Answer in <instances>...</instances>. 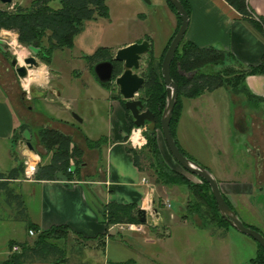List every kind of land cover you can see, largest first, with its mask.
Segmentation results:
<instances>
[{"label":"crops","instance_id":"crops-1","mask_svg":"<svg viewBox=\"0 0 264 264\" xmlns=\"http://www.w3.org/2000/svg\"><path fill=\"white\" fill-rule=\"evenodd\" d=\"M246 1L249 8L264 19V0ZM131 2L135 5L132 16L145 19L146 14L142 12V4L145 2L143 0H131ZM186 2L189 7V21L185 32L187 40L197 46H213L227 51L237 62L243 65L258 66L261 63L264 55V38L259 31L243 20L239 13L225 0H186ZM107 3L108 0H106ZM15 4L25 6L23 0H12L8 8H12ZM149 4L153 8H160L167 19L168 29L165 42L157 47L156 53H158L173 34L178 20L166 0H149ZM109 17L110 10L107 18ZM6 34L12 39H17L15 31L0 30V169L7 171L17 165L18 161H22L24 155H31L30 150L20 141L29 140L33 136L27 131L29 124L26 121L28 117L26 110L30 109L27 103L33 98L58 104L57 107L62 113L57 116L54 115V119L49 123L47 122L49 124L47 126L69 135L73 143L83 151L84 165L80 170L81 177L73 178L76 182H65L63 178L42 181L27 180L22 176L11 182L14 191L22 196L28 216L33 223L42 230L53 225L65 224L75 232L90 238L101 234L115 235L113 230L116 233L123 230L115 224L107 226L101 221L99 211L109 201L134 203L146 214V222L142 223L140 235L134 238L151 241L153 245L159 247L158 254H162V256H164L165 251H167V255L169 252L177 255V249L181 252L191 249L189 250V253L193 255L191 258L184 262L178 259V263L168 262L167 264H246L255 256L257 243L250 237L232 227L220 232L215 229L199 227L189 217L176 216L171 211V202L169 203L170 206L165 204L168 197L162 198L157 193L155 188L157 184L147 178L148 182H142L146 173L135 166L132 154L126 149V139L132 126L125 108L120 99L112 96L115 93L114 90L102 86L92 72L89 75L86 74L88 70H91L87 62L86 67L88 68L84 65L83 69L78 70V72L74 68L70 70L72 75L78 77L69 79L67 77L66 81H62L59 66H50L51 57L50 64L42 63L50 70V77L47 79H45L46 76L43 77L44 82L37 84H33L35 82L32 80L29 84L30 96L28 98L23 88H19L17 84L21 80L20 77L15 72L14 67L7 63V58L3 55L1 43L6 42ZM146 39L149 41L150 48L156 50L153 47L152 38L148 36ZM134 40L128 44L139 42L141 39L136 37ZM75 56L83 57L80 53ZM82 73L86 75V80L79 81V76ZM52 80L56 82L53 86L50 84ZM245 83L255 97L248 99L243 95L233 94L224 88V99L229 102L226 106L227 109L225 106L223 109L227 110L228 120L231 121L232 126L244 134L243 139L246 141L244 152L249 157L248 174L236 175L240 170L234 164H224L226 163L225 159L230 160L228 158L230 150L228 147L223 148L220 138L217 137V123L210 124V130L207 129L206 132L201 127L203 121L208 124V119L212 118L208 117L210 114L213 117L216 116L218 121V112L216 106L203 108L196 101L200 96L210 95L223 87L205 92L196 98H183V108L178 121L176 136L180 146L190 156L191 149L195 150L193 146L198 147L204 144L202 140L206 137L211 145V155L204 163L197 158H192L211 171L218 182L220 192L230 201L242 222L258 228L264 236L263 71L247 75ZM79 85L85 87L87 98L93 104V110H90L89 115L92 118L95 115L98 120L106 123L105 132L98 137H104L100 148H90L87 145V139L93 140L88 134V128L82 126L88 119L81 114L79 115L81 119L77 120L68 112L77 101ZM47 87L49 88L48 93L53 96L51 98L44 94ZM94 89L97 94L94 93ZM97 99L105 103L104 111L100 110L101 107H98V103L95 102ZM237 101L239 105L236 104ZM19 118L25 127L21 129L20 136L22 137L16 144H13V136L17 134L16 129L21 124ZM33 139L35 140V138ZM14 151L20 158L19 160L14 159L12 155ZM45 156L46 162H48L50 154ZM90 185L94 187L91 191L93 199H90L88 193ZM102 191L105 193L104 202L100 197L103 194ZM176 204L183 213L181 201L180 203L176 202ZM237 209L242 211L247 218L246 221L242 219ZM12 212V205L6 203L5 195L0 193V264L8 254L9 240L20 242L31 236L28 234L23 221L12 219ZM173 233L179 241L178 248L163 247L162 241L166 239L165 237L172 238ZM111 239L117 241L118 245L127 246V244H120L118 239ZM111 239H106L104 252L107 251ZM121 251V247L118 246L113 257H107L101 263L115 264L132 260L133 264H138L133 256L126 253L122 254ZM148 256L153 261V253L149 252ZM168 257L166 256L167 259ZM154 264L162 263L156 262Z\"/></svg>","mask_w":264,"mask_h":264},{"label":"trees","instance_id":"trees-1","mask_svg":"<svg viewBox=\"0 0 264 264\" xmlns=\"http://www.w3.org/2000/svg\"><path fill=\"white\" fill-rule=\"evenodd\" d=\"M166 1L177 16V26L166 42L159 58L154 56L153 50L150 48L146 60L144 83L138 96L143 102L144 108H148L155 115L156 129H160V116L166 97L165 85L161 75V61L180 25V17L175 8L169 0ZM180 1L189 14L186 0ZM225 1L264 38V19L258 16L260 22H257L251 17L250 11L252 10L246 0ZM50 2L51 0H31L27 6L15 4L12 8H8L10 4H6V6L0 7V30L15 31L17 40L21 45L34 46L35 42L39 44L43 37L46 38V44L39 46L37 55L41 58V62L47 65L50 64L54 51L72 47V38L81 30L83 20L108 17L109 15L106 0H60L61 6L58 8L51 7ZM84 58L89 67L93 68L94 64L99 61L113 60V54L108 47H99ZM113 65L114 74H119L121 63L113 60ZM263 70L264 55L258 66L243 65L237 62L229 52L213 46H197L187 40L184 35L170 64V76L177 86V100L169 127L179 150L194 160L183 150L176 136L184 97L196 98L205 92L223 87L233 94L243 95L248 99L253 98L255 96L247 87L245 77ZM99 83L109 88L108 83ZM112 96L120 99L124 107L125 101L118 91ZM125 111L131 126H134L132 115L126 108ZM23 127L25 125H22ZM35 135L45 149V153L39 154L41 160L36 166L34 180H59L62 178L70 180L81 177L80 170L84 165L83 151L73 143L69 135L47 125L39 127L35 131ZM145 137L146 144L142 148L134 149L127 144L126 149L132 154L133 162L140 171L147 174V169L150 170L148 175L152 176L153 183L163 186L183 185L189 190L192 196L187 201L186 211L182 217L186 218L196 214L200 220L197 225L202 228H209L211 224L220 229L224 228L223 232L230 228L229 222L220 215L217 209L207 181L199 177L201 184L193 183L182 173L170 168L160 153L155 130L154 133L146 130ZM20 138L19 134H15L13 144H16ZM103 140L104 137L96 140L87 139V145L90 148H100ZM31 144L33 145L32 142ZM46 154H50V158L48 162H43L42 159ZM12 155L15 160H19L15 151L12 152ZM69 167L71 170H68ZM22 175L23 163L21 160L7 171L0 169V193L5 195L6 203L13 207L12 219L23 221L26 230L32 229L34 235L20 242L9 240L8 254L2 264H71L70 257L80 259L86 249L93 247L104 250L106 239L115 238V235L112 234L107 236L101 234L94 238L84 237L65 224L53 225L45 230L40 229L37 224L30 220L22 196L16 193L11 186V182ZM222 196L229 207L234 210L226 196L223 194ZM138 211L140 209L134 203L109 201L103 205L102 210L99 211V216L107 226L118 223H139ZM244 224L259 231L252 225ZM13 245H17L19 250L12 251ZM78 264H83V262L79 260ZM94 264L101 263L96 262ZM118 264H133V261L126 260ZM246 264H264V248L260 244L257 243L255 256Z\"/></svg>","mask_w":264,"mask_h":264},{"label":"rangeland","instance_id":"rangeland-1","mask_svg":"<svg viewBox=\"0 0 264 264\" xmlns=\"http://www.w3.org/2000/svg\"><path fill=\"white\" fill-rule=\"evenodd\" d=\"M25 6L29 5L31 0H23ZM143 3V10L142 12H145L146 18L143 19L142 17H133V11L135 8V5L131 2V0H108V7L110 10V17H96L93 19L83 20L81 22V30L79 33L75 34L72 38V48H64L54 51L52 55V62L50 66L54 67L55 65L59 66L61 69V80L66 81L69 78H76L78 76H74L71 74L70 70L72 68L76 69V72L78 70H82L83 66L86 67V60L84 56L92 54L97 48L99 47H108L112 50V54L114 56L115 51L120 48L128 45L130 41H135L136 37H140L141 40L146 39L148 36H150L153 40V47L156 49L153 50V54L156 58H159V56L162 53V50L158 53L157 47L160 46V44L165 42V35L166 31L168 29L167 27V19L164 17L163 12L158 7H151L149 2ZM51 7L58 8L61 6L60 0H51L49 3ZM6 6V4H1L0 7ZM128 17V18H127ZM146 34L147 36H145ZM7 35V34H6ZM145 37V38H144ZM11 40V36H8L5 38L6 41ZM140 40V41H141ZM17 43L21 47H17L16 50H22L24 49L27 53L25 56L34 55L37 60H39L40 66L43 67L45 71V79H47L49 76L48 67H46L41 62V58L39 55H37V52L39 51V46L46 44V38L43 37L41 43L37 44V42L33 45H21L18 40ZM2 48H3V55L7 58V63L10 65V59L12 56H14L16 53V50L14 52L13 46L7 44L6 42H2ZM15 53V54H14ZM77 53H80L83 55V57H76ZM149 53V52H148ZM148 53L145 54L140 63L139 71H144V77H145V68H146V60L148 58ZM18 62L23 64V60H20L18 57ZM38 67V68H39ZM13 68V67H12ZM88 68V67H86ZM36 69V68H32ZM91 70H88V73L92 72V74L95 76L93 72V68H90ZM121 72V71H120ZM120 74V73H119ZM117 74V75H119ZM113 73L112 80L108 82L109 89L114 90L115 92L118 91L117 86L114 83V78L117 76ZM68 77V78H67ZM86 75L84 73L79 76V81L82 79H85ZM96 77V76H95ZM67 78V79H66ZM21 80L18 81L19 88L21 84H24L25 81L23 78H20ZM44 78L35 80L33 82L41 83L44 82ZM88 79V78H87ZM97 79V78H96ZM98 80V79H97ZM77 82V81H76ZM55 80L51 81V85L53 86L55 84ZM34 84V83H33ZM36 86V85H33ZM35 88H38L37 86ZM48 87L47 91L44 93L48 98L53 97L51 94L48 93ZM95 94H97V91L93 90ZM86 89L82 85H79V92L77 93V101L74 105L71 106L70 110H68L69 114H71L72 117L73 114H76L77 116L83 115L88 120L82 125L83 128H88V134L90 135L91 139L98 138L101 134L105 132L106 123L103 121L98 120L95 115L92 116L89 115L90 110H93V104L90 99L87 98V94L85 93ZM224 88H219L215 90L212 94H204L198 98L196 102H198L200 107L203 108H209L216 106L217 107V118L216 116L213 117V115H209L208 117H212L211 119H208V124L203 121L201 124L202 130L206 132V130L209 129V125L214 122H216L217 126V137L220 138L221 145L223 148L228 147L230 150V155H228L229 159L225 165H231L234 164L237 169L240 171L236 175H243L248 174L249 170V157L247 156V153H245V144L246 141L243 139L244 134L237 129H235L232 126V123L230 120H228L227 116V110H224L223 107L227 106V103L229 102L227 99H224ZM93 94V93H92ZM139 96V94H138ZM219 96V97H216ZM55 98V97H54ZM215 99V100H214ZM56 100V99H55ZM238 100V99H237ZM57 101V100H56ZM95 102L98 103V107H101L100 110H105V103L102 101H99L97 99ZM29 107L30 109L26 110V115L28 116L26 121L29 124L28 125V133L33 134V136L29 139L33 145H35V150L39 154H44L45 149L42 147V145L39 143L36 135L34 132L41 126V125H49L48 123L54 119V115L57 116L59 113L61 114L62 111H60L57 107V103L51 104L48 102H45L43 100H40L39 98H33L29 100ZM231 104V103H230ZM237 105H239V102H236ZM227 109V107H226ZM67 112V111H66ZM216 112V111H215ZM216 114V113H215ZM70 116V115H69ZM26 117V116H25ZM80 117V116H79ZM19 122L21 123L18 128L16 129L17 134L20 135L22 125L21 118H19ZM49 119V120H48ZM48 122V123H47ZM85 126V127H84ZM201 129V128H200ZM87 130V129H86ZM156 136H157V142L158 147L160 150V153L162 155V158L164 162L172 169L182 173L185 175L191 182L201 184V179L193 175L186 170H184L171 156L170 152L167 149V146L165 144V141L163 139L162 133L160 129H156ZM25 136V134H22ZM22 137V136H21ZM35 138V140L33 139ZM199 141V140H197ZM204 144H201L200 146L195 147V150L191 149V156L194 158H197L198 160L202 161L204 163L205 160L209 158V155H211V148L209 141L204 137V140H202ZM36 143V144H35ZM160 144V146H159ZM85 157V156H84ZM20 159V158H18ZM46 156L44 155L42 161L46 162ZM203 166V165H202ZM150 170L147 169V174H145L146 178L153 182L152 176H149L148 173ZM157 184L155 187L157 190V193L162 197H168V202L172 204L171 211L176 214V216H179L182 218L183 213H185V207L187 204L188 199L192 196L190 194L189 190L185 188L183 185H172V186H164ZM94 187L90 185L88 189L89 197L90 199H93L92 196V190ZM103 193V191H102ZM101 200L104 202L105 200V193H103L101 196ZM183 204V213H181V210L177 206L176 202ZM185 204V206H184ZM168 208V207H167ZM169 209V208H168ZM239 215L242 217L243 220L246 221V217L243 215L242 211L240 209H237ZM189 219L193 221V223H200V220L196 214H192L189 216ZM169 223V222H168ZM209 229H215L220 232L223 231V229L217 228L215 225H210ZM227 230V229H226ZM116 237L114 239H118L120 244H127L126 247H123L121 245H118L117 241L110 240L109 247L106 252H104L100 248H90L86 249L85 253L81 256L80 259L76 257H70V263L71 264H78V261H82L83 264H94L96 262H103L105 258L113 257V254L116 253L117 247L120 246L122 249V254L126 253L128 255L133 256V258L137 261L138 264H154V263H162L167 264L169 263H178V259H180L182 262L186 261L188 258H191L193 256L189 253L188 249L187 251L181 252L179 249L177 252V255H173V253L169 252V255H167V251H165L164 256L162 254H158L159 247H157L155 244L153 245L151 241H142L140 239H136L134 237L140 235V231L132 232L128 230L120 231V233H116L115 230L112 231ZM174 234V233H173ZM29 237V236H28ZM133 237V239L131 238ZM24 238H26L24 236ZM23 238V239H24ZM32 238V237H30ZM162 242L163 247H175L178 248L179 241L176 239V235L174 234L172 238L165 237ZM22 239V238H21ZM25 240V239H24ZM125 242V243H123ZM162 246V245H161ZM171 246V247H170ZM172 248V249H175ZM109 250V251H108ZM153 251V252H152ZM153 253L154 259L153 261L151 258H149L148 253ZM111 256V257H110ZM166 256H169L168 259ZM102 264V263H101ZM118 264V263H115Z\"/></svg>","mask_w":264,"mask_h":264},{"label":"water","instance_id":"water-1","mask_svg":"<svg viewBox=\"0 0 264 264\" xmlns=\"http://www.w3.org/2000/svg\"><path fill=\"white\" fill-rule=\"evenodd\" d=\"M145 1L149 2V0ZM0 2L2 4H11L12 0H0ZM169 2L173 5L180 17V25L172 37L161 61V75L166 90L165 104L160 116V129L163 139L173 159L184 170L207 181L220 215L229 222L231 227L250 237L264 248L263 234L256 229L246 226L242 222L237 213L225 202L218 182L211 171L183 154L171 135L169 123L177 100V86L170 76V64L180 41L185 35L189 14L180 0H169ZM149 51L150 44L147 39L132 42L124 47L118 48L114 53L113 60L121 63V72L114 78V83L117 86L120 96L125 101L124 107L132 115L133 124L135 126L145 125L150 133H154V130H156L155 115L148 108H144L143 102L138 98L139 91L144 83V71H139L140 63L142 57ZM113 60H103L94 64L93 72L99 82L108 83L112 80L114 73ZM10 64L14 67L17 75L20 78H24L27 76L29 69L38 68L40 63L34 55H29L23 58V64H21L18 62L17 56L14 55L10 59ZM73 116L77 120L81 119L76 114H73ZM20 143L29 150L34 151V146L29 140H21ZM137 217L139 222H146L144 210L140 209Z\"/></svg>","mask_w":264,"mask_h":264},{"label":"built area","instance_id":"built-area-1","mask_svg":"<svg viewBox=\"0 0 264 264\" xmlns=\"http://www.w3.org/2000/svg\"><path fill=\"white\" fill-rule=\"evenodd\" d=\"M250 15H251V17L254 20H256L257 22H260V19H259L258 15H256L254 12L250 11ZM6 43L11 45V46H13L14 52H15L17 47H21L17 43V39L16 38L15 39H11L9 41H6ZM15 56H17V54H15ZM28 75H29V71H28L27 76ZM26 77L23 78V80L25 82H26ZM263 77H264V70H263ZM29 84H30V82L28 83L27 86H25V83L22 84L23 91H24L25 95L28 98L30 96L29 95L30 94ZM146 130H147V128H146L145 125L144 126H135V125L132 126L131 130H130L128 136H127V139H126L127 144H129L134 149L142 148L146 144V137H145V131ZM30 152H31V155H24L23 159H22V163H23V175H22V177L24 179H27V180H34V173H35V169H36L37 164L40 162V155L35 150L34 151L30 150ZM68 170H71V167H69ZM65 182L73 183V182H76V181L73 180V179H70V180L65 179ZM142 182L143 183L148 182L146 177L142 178ZM165 204L167 206H170V204H169V202L167 200L165 201ZM115 225H117V227L119 229H121V230H129V231H141L142 227H143V224L141 222H139V223H132V222H130V223H118V224H115ZM28 234L29 235H34L33 230L29 229L28 230ZM17 250H19V247L17 245H13L12 251H17Z\"/></svg>","mask_w":264,"mask_h":264},{"label":"bare ground","instance_id":"bare-ground-1","mask_svg":"<svg viewBox=\"0 0 264 264\" xmlns=\"http://www.w3.org/2000/svg\"><path fill=\"white\" fill-rule=\"evenodd\" d=\"M26 53L27 52L24 49L16 50L17 57L20 60H23V58L25 57ZM43 77H45V71H44L43 67H39V68H36V69H31V70H29V75L26 77L25 86H27L28 83L31 82L32 80L35 81V80L41 79Z\"/></svg>","mask_w":264,"mask_h":264}]
</instances>
